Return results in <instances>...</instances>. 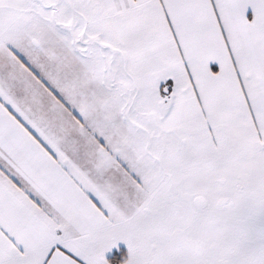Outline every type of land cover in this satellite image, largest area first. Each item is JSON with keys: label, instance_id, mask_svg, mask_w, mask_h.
I'll list each match as a JSON object with an SVG mask.
<instances>
[{"label": "snow or ice", "instance_id": "obj_1", "mask_svg": "<svg viewBox=\"0 0 264 264\" xmlns=\"http://www.w3.org/2000/svg\"><path fill=\"white\" fill-rule=\"evenodd\" d=\"M0 264H264V0H0Z\"/></svg>", "mask_w": 264, "mask_h": 264}]
</instances>
